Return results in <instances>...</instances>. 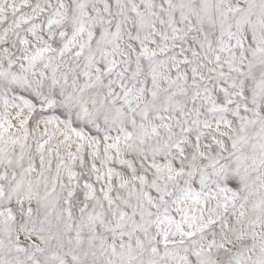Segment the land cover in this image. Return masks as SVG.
Masks as SVG:
<instances>
[{"label":"snow or ice","instance_id":"1","mask_svg":"<svg viewBox=\"0 0 264 264\" xmlns=\"http://www.w3.org/2000/svg\"><path fill=\"white\" fill-rule=\"evenodd\" d=\"M0 264H264V0H0Z\"/></svg>","mask_w":264,"mask_h":264}]
</instances>
